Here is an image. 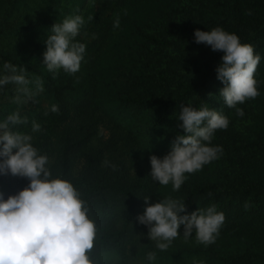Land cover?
Wrapping results in <instances>:
<instances>
[{
  "label": "trees",
  "instance_id": "obj_1",
  "mask_svg": "<svg viewBox=\"0 0 264 264\" xmlns=\"http://www.w3.org/2000/svg\"><path fill=\"white\" fill-rule=\"evenodd\" d=\"M91 1L0 0V68L6 62L24 68L44 89L18 104L16 85L0 88V122L14 112L26 118L10 130L31 135L38 155L48 158L50 178L70 182L85 202L96 226L92 264L170 263L184 254L205 264H264V0H97L96 7ZM75 15L85 21L74 38L86 45L80 70L50 72L43 53L51 26ZM217 27L260 56L254 74L259 95L237 104L243 116L232 115L235 108L219 95L224 84L216 68L223 53L195 42V30ZM54 104L58 113L50 110ZM181 105L216 110L229 125L210 142L222 148L219 158L185 173L174 191L150 177L149 157L163 158L186 134L178 127ZM238 118L249 120L243 132L236 129ZM33 121L40 131H32ZM28 183L0 175V194L7 199ZM144 196L149 204L184 202L186 213L179 215L215 205L225 221L210 245L173 241L172 249L161 251L148 238V226L137 222ZM149 252L156 253L154 261Z\"/></svg>",
  "mask_w": 264,
  "mask_h": 264
},
{
  "label": "clouds",
  "instance_id": "obj_2",
  "mask_svg": "<svg viewBox=\"0 0 264 264\" xmlns=\"http://www.w3.org/2000/svg\"><path fill=\"white\" fill-rule=\"evenodd\" d=\"M92 20L93 17H89ZM85 23L80 15L66 17L62 23L51 26V35L45 41L43 64L48 71L75 74L80 70L86 45L74 42L81 26ZM117 17L114 28H119ZM197 44L203 43L213 51L223 53L216 68L217 79L224 87L219 95L229 108H235L236 115L243 116L237 104L255 99L259 92L254 74L260 56L254 53L250 44H242L239 37L222 28L211 31H194ZM24 68L18 69L11 63L0 68V88L16 85L13 102L28 103L36 94L43 92L40 77L29 80ZM35 85L33 91L29 85ZM23 97V99H22ZM52 112L58 113V105H52ZM178 127L185 135H178L171 144V150L159 158L149 157L150 177L162 186L171 183L173 190H179L185 181V173H194L222 154L220 146H210L216 130H226L229 120L218 111L202 107L197 110L188 105L180 107ZM14 112L0 122V175L27 178V187L15 195L3 198L0 194V264H92L88 253L93 249L96 226L89 219L85 202L67 180L50 178L45 167L47 156L38 155L32 146V136L10 130L9 125L26 124ZM41 125L32 122V131L38 132ZM107 163V161H105ZM113 167H115L113 165ZM146 207L137 216V222L148 226V238L156 241V247L165 251L179 236L183 225V237L187 240L195 232L196 241L205 246L215 242L225 221L223 212H217L215 205L205 210L186 213V205L179 200L165 198L149 204V197H143ZM248 208V204H245ZM148 261L156 259L155 252L147 254ZM194 264L197 262L194 261Z\"/></svg>",
  "mask_w": 264,
  "mask_h": 264
},
{
  "label": "rangeland",
  "instance_id": "obj_3",
  "mask_svg": "<svg viewBox=\"0 0 264 264\" xmlns=\"http://www.w3.org/2000/svg\"><path fill=\"white\" fill-rule=\"evenodd\" d=\"M34 2H36V1H34ZM91 3H93V6L94 7L97 6V0H93V1H91ZM33 6H34L35 10L38 11L39 14L42 13V10H43L42 9L43 8L42 5L36 3V4H33ZM231 112H233L232 115L236 113L235 109H233V111L231 110ZM248 122H249V120H244V119L242 120L241 118H238V120L235 121L236 129H238V130H240L242 132L245 131L246 130V127H247L245 125H248L249 124ZM254 126L256 128V125H254V122H253V126H251V127H254ZM100 132L103 133L104 135H106V132H105V130L103 128L100 130ZM183 230H184L183 228H181V229L178 230V233H179V236L180 237L174 239L173 241H178V242H181L182 245H188V246H191L194 243H198L196 241L195 232L194 231L191 234V237H189L186 240L183 237ZM173 241L170 244V246L168 247V249H172L173 248V246H174ZM151 243H152V245L154 247H156V244H157L156 241L151 240ZM194 261L197 262V264H205V263L202 262L203 261L202 259H199L197 257L190 256L189 254L188 255L187 254H184V255H181L180 257H176V260H174V261H172L170 263H168V262H161V263H156V264H194Z\"/></svg>",
  "mask_w": 264,
  "mask_h": 264
}]
</instances>
